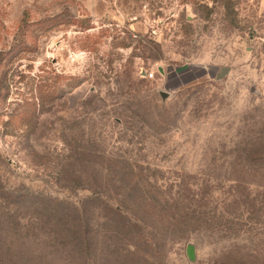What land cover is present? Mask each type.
<instances>
[{
	"label": "rangeland",
	"instance_id": "obj_1",
	"mask_svg": "<svg viewBox=\"0 0 264 264\" xmlns=\"http://www.w3.org/2000/svg\"><path fill=\"white\" fill-rule=\"evenodd\" d=\"M75 211L90 264H264V0H0V263L80 264Z\"/></svg>",
	"mask_w": 264,
	"mask_h": 264
},
{
	"label": "trees",
	"instance_id": "obj_2",
	"mask_svg": "<svg viewBox=\"0 0 264 264\" xmlns=\"http://www.w3.org/2000/svg\"><path fill=\"white\" fill-rule=\"evenodd\" d=\"M109 187L115 190V194L118 196L116 202L121 204V210H117L112 204L106 206V211L109 213V222H112L115 229L112 232L111 238L123 241L135 243L137 245V252L140 253L136 258L142 262H150L148 258H153L150 255V250L156 246V238L153 233H147L144 229L145 226L150 224V222L155 221L154 216H150L149 212H145L143 200L147 199L145 196L140 197V199L134 200V193L138 185L133 181H109ZM98 188V187H97ZM100 188L102 186L100 185ZM104 188V187H103ZM107 188V185H106ZM76 216L74 221H72V226L68 227L65 223L63 227L67 228L68 234L62 236L61 241H65L69 244L72 249L71 254L77 257L80 264H90V258L92 253H98V247L100 242H104L106 239L105 234L102 239L98 241L95 233L96 231L91 230V225L86 221L81 214L75 211ZM137 216H136V215ZM156 217V222L160 223V219ZM67 223V222H66ZM50 239L57 242L59 236L57 230H53L50 234ZM105 243V242H104ZM141 245L139 246V244ZM158 244V243H157ZM155 251V249H153ZM3 264V263H0Z\"/></svg>",
	"mask_w": 264,
	"mask_h": 264
},
{
	"label": "water",
	"instance_id": "obj_3",
	"mask_svg": "<svg viewBox=\"0 0 264 264\" xmlns=\"http://www.w3.org/2000/svg\"><path fill=\"white\" fill-rule=\"evenodd\" d=\"M229 71L230 70L228 68H224L222 70L220 76L218 77V80L225 78L228 75ZM188 251H189V255H190L191 259L193 260L194 259L193 258V247H190Z\"/></svg>",
	"mask_w": 264,
	"mask_h": 264
},
{
	"label": "built area",
	"instance_id": "obj_4",
	"mask_svg": "<svg viewBox=\"0 0 264 264\" xmlns=\"http://www.w3.org/2000/svg\"><path fill=\"white\" fill-rule=\"evenodd\" d=\"M154 74H151L150 77L153 78Z\"/></svg>",
	"mask_w": 264,
	"mask_h": 264
}]
</instances>
